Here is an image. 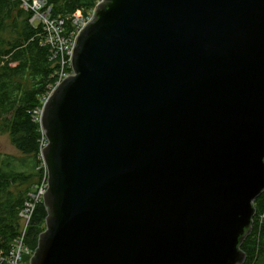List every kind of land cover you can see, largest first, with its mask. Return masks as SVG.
I'll return each mask as SVG.
<instances>
[{"label":"water","instance_id":"water-1","mask_svg":"<svg viewBox=\"0 0 264 264\" xmlns=\"http://www.w3.org/2000/svg\"><path fill=\"white\" fill-rule=\"evenodd\" d=\"M44 101L29 264H244L264 192V0H104Z\"/></svg>","mask_w":264,"mask_h":264},{"label":"trees","instance_id":"trees-1","mask_svg":"<svg viewBox=\"0 0 264 264\" xmlns=\"http://www.w3.org/2000/svg\"><path fill=\"white\" fill-rule=\"evenodd\" d=\"M95 1L48 3L54 14L68 16L78 10L89 11ZM31 16L18 2L0 0V132L10 136L20 153H0V264H7L21 234L20 213L33 202L40 185L47 184L41 157L46 140L36 112L41 110L49 86L56 80L58 65L43 44L42 27L35 26ZM32 204L25 245L34 251L45 230L47 210L43 198ZM255 208L252 231L241 246L246 253L244 264H264V192L256 199Z\"/></svg>","mask_w":264,"mask_h":264},{"label":"built area","instance_id":"built-area-1","mask_svg":"<svg viewBox=\"0 0 264 264\" xmlns=\"http://www.w3.org/2000/svg\"><path fill=\"white\" fill-rule=\"evenodd\" d=\"M11 1L18 2L20 8L31 13L30 21L35 26L42 27L43 44L49 47L52 59L58 65V70L55 74L56 80L49 86L48 93L43 99L44 101L66 76L73 74L71 59L76 39L85 26L94 18L97 7L104 0H96L94 7L87 12L78 10L68 16L54 14L52 5L48 3V0ZM40 112H36V119L40 117ZM45 189L46 186L40 189V195H43ZM32 212V205L27 204L20 216L24 221L29 222ZM25 237V232L20 234L6 260L7 264H26L24 257H31L34 251L25 245Z\"/></svg>","mask_w":264,"mask_h":264},{"label":"rangeland","instance_id":"rangeland-1","mask_svg":"<svg viewBox=\"0 0 264 264\" xmlns=\"http://www.w3.org/2000/svg\"><path fill=\"white\" fill-rule=\"evenodd\" d=\"M0 153H5V154H13V155H19V151L16 149V147L12 144L10 136L7 133H1L0 132ZM45 185H40L37 194L33 195V202L35 203L38 200H42V196L40 195V189L41 188H45ZM30 203L32 205V208L34 209V205ZM27 226H28V222L24 221L22 219V229L20 231V233L25 232L26 233V237H27ZM30 258L31 257H26L25 258V263L29 264L30 262Z\"/></svg>","mask_w":264,"mask_h":264}]
</instances>
